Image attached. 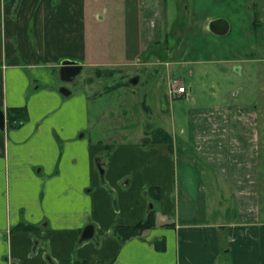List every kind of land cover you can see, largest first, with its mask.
I'll return each instance as SVG.
<instances>
[{
    "label": "crops",
    "instance_id": "crops-1",
    "mask_svg": "<svg viewBox=\"0 0 264 264\" xmlns=\"http://www.w3.org/2000/svg\"><path fill=\"white\" fill-rule=\"evenodd\" d=\"M166 32L160 0H0V264H264L258 119L248 101L222 93L197 104L190 86L173 98L187 110L158 126L170 145L138 135L108 148L92 138L103 77L141 53L142 63L173 62L147 53ZM66 59L87 71L62 80ZM167 75L169 86L176 75ZM12 108L23 109L15 126ZM151 209L145 234L116 235Z\"/></svg>",
    "mask_w": 264,
    "mask_h": 264
},
{
    "label": "rangeland",
    "instance_id": "rangeland-1",
    "mask_svg": "<svg viewBox=\"0 0 264 264\" xmlns=\"http://www.w3.org/2000/svg\"><path fill=\"white\" fill-rule=\"evenodd\" d=\"M233 4V0H160V14L168 35L162 42L151 43L147 53L153 50L161 54L162 61L173 62L166 66L164 62L144 63L145 55L141 53L140 61L134 58L127 64L113 66V80L103 77L105 84H99L102 94L92 103V122H95L92 123V138L100 136L99 139L109 144V148L120 139L134 143L138 135L151 138L158 126L168 129L171 116L177 118L183 108L187 110L184 106L186 101L172 98L170 102L167 85L169 71L175 73L180 83H184L187 88L192 87V98L197 104L215 105L222 93H232L241 86L238 94H246L249 104L258 103L259 163L263 178L260 199L264 206V54H256L255 51L260 48H257L259 42L253 35H241L242 26L248 21L247 11L238 9L232 13ZM208 14L229 17L232 21L230 32L221 38L206 36L202 27ZM83 70L76 79L87 71L86 68ZM139 73L141 80L135 85L128 84V87L127 82ZM116 83H119L118 87L105 91L107 87L103 85ZM170 105H173L171 115ZM109 109L116 112L114 118H122V121H118L119 125L116 123L117 118L113 122L112 117H109L111 113L99 117V114L105 115ZM145 119L153 124L150 133L145 132ZM179 126L178 122V129ZM147 191L148 188L145 189L146 197L150 198L148 204H152V193L147 194Z\"/></svg>",
    "mask_w": 264,
    "mask_h": 264
},
{
    "label": "flooded vegetation",
    "instance_id": "flooded-vegetation-1",
    "mask_svg": "<svg viewBox=\"0 0 264 264\" xmlns=\"http://www.w3.org/2000/svg\"><path fill=\"white\" fill-rule=\"evenodd\" d=\"M233 2L234 4L231 9L232 13H234V11L238 9H243L247 11L248 21L244 24L245 26H242L244 27V29L242 30L241 35L243 37H249L250 35H253L254 39L259 42V46L257 48H260L259 50L255 51L256 54H264V0H233ZM229 4L230 3H228L227 6ZM224 23H226L225 27ZM231 26L232 21L229 17L223 14H208L205 22L203 23L202 30L206 33V36L209 35L214 38H221L230 32ZM250 47L254 48V46L251 44ZM235 61L238 62L239 60L235 59ZM237 66L241 67L240 63H237ZM239 67L236 68L237 71H239ZM240 87L239 89H235L231 93V95L234 97V99H237L238 101H248L246 94H238L241 90ZM226 96H228V94H226ZM250 105H252V107L257 111L258 103L253 102L252 104L250 103ZM256 118H259V114H257Z\"/></svg>",
    "mask_w": 264,
    "mask_h": 264
},
{
    "label": "trees",
    "instance_id": "trees-1",
    "mask_svg": "<svg viewBox=\"0 0 264 264\" xmlns=\"http://www.w3.org/2000/svg\"><path fill=\"white\" fill-rule=\"evenodd\" d=\"M10 126H15V119H18L19 117L23 116V109L22 108H12L10 109ZM24 117V116H23ZM19 121V120H18ZM172 137L168 132L163 130L162 128H158L157 131H155V134L153 137H144L143 144H149V143H167L168 145L171 144ZM148 192V191H147ZM155 225V213L151 209L146 217L139 221L138 223L134 225H116L114 228V231L116 235L122 239L127 240L134 236H139L145 234L148 230H150ZM157 246V245H156Z\"/></svg>",
    "mask_w": 264,
    "mask_h": 264
},
{
    "label": "water",
    "instance_id": "water-1",
    "mask_svg": "<svg viewBox=\"0 0 264 264\" xmlns=\"http://www.w3.org/2000/svg\"><path fill=\"white\" fill-rule=\"evenodd\" d=\"M226 26V23H224V27ZM82 66L74 61V60H63L61 62L60 70H59V76L64 81H73L76 75L81 71ZM132 82L136 83L137 78L134 77L131 79ZM60 90L64 94L71 93L70 90H68L66 87L61 86ZM4 127V112L0 109V128L2 129ZM151 206V205H150Z\"/></svg>",
    "mask_w": 264,
    "mask_h": 264
},
{
    "label": "built area",
    "instance_id": "built-area-1",
    "mask_svg": "<svg viewBox=\"0 0 264 264\" xmlns=\"http://www.w3.org/2000/svg\"><path fill=\"white\" fill-rule=\"evenodd\" d=\"M184 92H186V86L180 83V80H178V78H173L169 87L170 96L175 97L177 94H181Z\"/></svg>",
    "mask_w": 264,
    "mask_h": 264
}]
</instances>
